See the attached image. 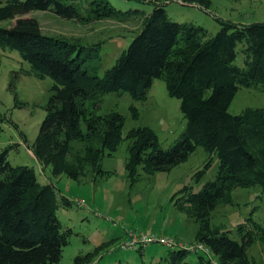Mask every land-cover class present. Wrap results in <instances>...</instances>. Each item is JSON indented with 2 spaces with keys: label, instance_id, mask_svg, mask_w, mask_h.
I'll return each mask as SVG.
<instances>
[{
  "label": "trees",
  "instance_id": "16d2710c",
  "mask_svg": "<svg viewBox=\"0 0 264 264\" xmlns=\"http://www.w3.org/2000/svg\"><path fill=\"white\" fill-rule=\"evenodd\" d=\"M171 1L205 10L211 6V0H156L151 12L136 10L143 14L141 28L99 75L98 45L79 50L78 42L46 34L37 18L24 15L50 10L83 22L119 17L124 12L111 0H86L81 6L78 0H0V47L17 50L30 65L28 74L54 81L30 148L54 176L66 174L82 181L91 174L96 180L112 172L104 169L103 159L127 139L125 167L135 183L142 172L170 171L204 147L211 156L196 176L200 179L217 156L216 177L199 191L184 186L174 200L196 219V243L209 252L198 251L203 254L194 262L187 258L191 250L171 248L172 264H252L249 249L257 238L264 241V225L250 217L238 225L241 237L236 239L231 229L212 224V214L219 205L233 203L236 187L264 189V107L249 106L239 114L229 111L241 87L264 85V21L238 23L217 17L220 28L212 33L203 25L172 19L165 8ZM7 19L15 22L1 25ZM89 59L93 61L86 65ZM156 78L181 100L187 119L185 131L169 148L161 146L149 126L134 127L124 136L126 117L117 110L98 113L99 98L108 93L146 100ZM131 110L139 116L135 105ZM78 141L83 143L81 150H75ZM73 205L54 182H41L34 167L14 165L8 149L0 150V264L60 262L73 230L63 225L58 212ZM101 247L78 253L74 264H95Z\"/></svg>",
  "mask_w": 264,
  "mask_h": 264
},
{
  "label": "rangeland",
  "instance_id": "374dc122",
  "mask_svg": "<svg viewBox=\"0 0 264 264\" xmlns=\"http://www.w3.org/2000/svg\"><path fill=\"white\" fill-rule=\"evenodd\" d=\"M78 1L80 6L86 3V0ZM155 1L111 0L124 13L91 22L66 19L50 10H33L24 16L37 18L46 34L78 42L79 50L81 46L98 45L100 58L95 59H100L98 74L103 75L141 28L143 14L136 10L149 13ZM165 8L172 19L203 25L212 33L220 28L217 17L238 23L264 21V0H211L208 10L171 1ZM14 22L15 19H7L1 25L11 26ZM81 53L87 56L84 51ZM92 61L87 60L86 65ZM238 62L243 63L242 56ZM29 68V63L17 50L0 47V150L8 149L12 164L34 167L41 182H54L60 193L74 201L72 207L58 212L63 225L71 227L73 233L57 264H74L78 253L93 250L98 245L102 247L95 264H172L171 248L159 241L138 243L131 249H123L121 245L131 232L196 243L198 223L187 210L175 206L174 196L184 186L199 191L207 181L214 179L219 168L217 156L200 179L196 173L211 156L202 146L170 171L142 172L141 178L131 183L125 167L129 141L124 139L114 155L103 159V167L112 171L110 174L96 180L89 174L82 181L66 174L54 176L50 168L43 169L30 148L45 118L54 81L51 77L28 74ZM99 104L98 113L117 110L125 115L124 136L134 127L149 126L158 134L163 148L173 145L187 125L180 108L181 100L168 93L162 78L154 80L146 100H135L129 93H108L99 98ZM132 105L138 108L139 116H134ZM249 106L264 107V85L241 87L229 111L239 114ZM82 144L75 143V150H81ZM78 199L85 204L78 205ZM250 217L264 225V189L259 185L234 188L233 203L219 205L212 214V224L231 229V236L240 239L238 225ZM199 254L203 253L189 251L187 258L197 262ZM249 255L252 264H264V241L257 238ZM212 258L217 260L215 255Z\"/></svg>",
  "mask_w": 264,
  "mask_h": 264
},
{
  "label": "built area",
  "instance_id": "2783aa9c",
  "mask_svg": "<svg viewBox=\"0 0 264 264\" xmlns=\"http://www.w3.org/2000/svg\"><path fill=\"white\" fill-rule=\"evenodd\" d=\"M78 205L82 206L84 203V200L78 199ZM153 241H159L162 244L166 245L169 248H186L194 252L198 251H208L207 247L202 244V243H196V244H191V243H186L182 240L175 239L172 237H157V236H147L144 233H135L131 232L129 234V239L124 242L121 247L123 249H131L134 248L138 243H147V242H153Z\"/></svg>",
  "mask_w": 264,
  "mask_h": 264
}]
</instances>
